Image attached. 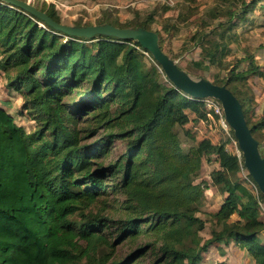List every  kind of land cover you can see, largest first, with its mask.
<instances>
[{
    "label": "trees",
    "instance_id": "trees-1",
    "mask_svg": "<svg viewBox=\"0 0 264 264\" xmlns=\"http://www.w3.org/2000/svg\"><path fill=\"white\" fill-rule=\"evenodd\" d=\"M250 6L242 2L239 10L231 11L232 17L245 20ZM41 11L58 22L53 7ZM98 23L147 29L146 22L121 24L107 17ZM85 25L78 21L73 27ZM59 33L65 38L60 39ZM204 43L200 33L201 56L215 63L226 46L219 41ZM139 49L147 51L159 69ZM0 52V69L9 77L7 87L20 94L38 124L34 131L27 130L8 110L10 103L0 102V264H132L156 242L160 254L153 264H201L202 254L211 246L230 240L246 249L256 264H264V219L258 208L264 188L226 111L225 121L234 130L248 168L241 180L222 174L226 167L237 168L224 142L203 139L183 149L175 129L189 120L185 108L203 105L199 99L210 95L197 96L171 80L148 39L70 35L0 0ZM162 55L172 71L198 86L226 89L193 78ZM248 73L264 76L252 60L245 70L231 74L243 79ZM162 74L170 84L161 81ZM226 90L241 107L247 135L263 128L264 115L248 123L249 97ZM70 103L75 106L71 111ZM77 108L85 111L74 112ZM118 139L124 140V149L107 161ZM253 139L264 168V151ZM213 153L221 169L212 170L210 179L224 196L213 213L220 227L202 239L199 231L205 220L197 212L206 201L208 185L196 178L203 158L209 160ZM246 178L258 183L257 195ZM109 194L123 196L124 216L114 218L103 212L104 207L93 210ZM233 214L237 218L230 220ZM149 233L153 240L123 258L115 256L119 243Z\"/></svg>",
    "mask_w": 264,
    "mask_h": 264
},
{
    "label": "rangeland",
    "instance_id": "rangeland-1",
    "mask_svg": "<svg viewBox=\"0 0 264 264\" xmlns=\"http://www.w3.org/2000/svg\"><path fill=\"white\" fill-rule=\"evenodd\" d=\"M23 1L43 11H48L53 7L58 16V22L71 27L78 21L86 24L85 26H96L101 17H107L111 22L121 24L146 22L147 30L157 33L161 52L175 66L195 79L200 78L211 84L219 83L226 89L233 90L238 96L249 97L246 106L249 125L260 121L264 115V82L252 73H248L243 79L233 78L231 74L233 70L235 72L245 70L250 60L254 61L259 68L260 65H264V0ZM242 2H247L252 6L245 13L246 19L238 21L237 18L232 17L231 11L239 10ZM231 23L235 24L226 28ZM39 24L42 25V23ZM200 33L204 34L205 45L211 41H219L221 45L226 46L225 50L217 55L215 63L211 64L207 59L202 58L198 44ZM58 36L60 39L65 38L61 33ZM139 51L159 69L147 51L142 49ZM2 58L3 53L0 52V61ZM194 60H201V62L194 64ZM36 72L38 71L36 70ZM12 74L10 71V75ZM8 78L0 69V102L8 101L10 103L8 110L15 115L16 121L24 125L27 130L34 131L35 128H38V124L33 118V112L30 108H24V101L18 92L7 87ZM160 79L170 84L169 79L163 74ZM69 98L64 97L63 100L67 101ZM199 100L203 105L185 108L189 120L185 125L177 126L175 129L183 149L186 151L190 146L196 145L203 139H208L213 144L224 142L225 150L234 155V164L237 168L234 171L226 167L222 174L231 180H241L242 177L248 175V168L239 152L237 140L234 139V130L225 121L224 111L229 105L210 96L202 97ZM76 101L80 106L78 98ZM210 101L218 106V112L214 107L208 105ZM69 107L70 111L75 109V106L71 107V103ZM81 111L77 108V111L74 112L81 113ZM85 115L82 114V116ZM222 120L226 126L223 125ZM78 125L80 127L83 123ZM251 136L257 139V149L261 148L264 151V128L257 130ZM123 149L124 140L118 139L113 146L111 155L106 160H114ZM218 160L215 153L209 156V160H205L204 157L196 178V181H206L208 185L205 190L206 201L197 212V215L205 220V228L199 231L202 239L210 237L211 230L220 227L213 213L218 209L224 195L221 194L222 190L218 189L210 179L212 170L221 169ZM245 180L250 191L257 195L258 183L256 182V185L248 178ZM123 199L122 195L109 194L106 198L96 202L92 208L95 210L98 207H104V213H110L114 218L122 217L124 216ZM258 208L260 217L264 219V199L258 200ZM236 218L237 215L233 214L230 220ZM154 238L155 236L149 233L142 234L137 240H125L117 245L115 256L123 258L135 247ZM154 246V249L148 250L142 258L132 264H153L160 254L158 250L160 243L156 242ZM206 253L202 254L203 258Z\"/></svg>",
    "mask_w": 264,
    "mask_h": 264
},
{
    "label": "water",
    "instance_id": "water-1",
    "mask_svg": "<svg viewBox=\"0 0 264 264\" xmlns=\"http://www.w3.org/2000/svg\"><path fill=\"white\" fill-rule=\"evenodd\" d=\"M8 3L15 4L20 8H23L39 18L46 21L53 28L63 31L70 35H78L83 37H93L97 34H112L120 38H142L148 39L150 41V50L154 55L157 62L161 65L166 75H168L171 80L181 85L183 88L189 90L192 94L197 96H216L220 98L223 102H226L229 106L225 109L229 123L233 126L236 132V137L240 147L245 151L249 164L251 165L254 173L257 176L259 185L264 188V168L258 157V154L254 148L253 137L249 134L247 135L245 130V123L243 114L241 112V107L236 100V98L226 89H221L217 86L200 87L198 84L190 81L189 79L181 76L180 74L172 71L167 62L162 55L159 44L158 36L155 32L149 30H129L116 27L114 25H99V26H85V27H71L61 24L49 16H47L41 10L31 6L29 3L23 0H4Z\"/></svg>",
    "mask_w": 264,
    "mask_h": 264
},
{
    "label": "crops",
    "instance_id": "crops-1",
    "mask_svg": "<svg viewBox=\"0 0 264 264\" xmlns=\"http://www.w3.org/2000/svg\"><path fill=\"white\" fill-rule=\"evenodd\" d=\"M260 69L264 73V65H260ZM257 78L264 82V76H257ZM261 237L264 243V233L261 234ZM211 247L212 249H209L207 253L205 252V258L201 264H256L246 249H241L232 240Z\"/></svg>",
    "mask_w": 264,
    "mask_h": 264
},
{
    "label": "built area",
    "instance_id": "built-area-1",
    "mask_svg": "<svg viewBox=\"0 0 264 264\" xmlns=\"http://www.w3.org/2000/svg\"><path fill=\"white\" fill-rule=\"evenodd\" d=\"M208 105L214 107L217 112L219 111L218 106L216 104H214L212 101L208 102ZM222 123L224 126H226V123L223 120H222Z\"/></svg>",
    "mask_w": 264,
    "mask_h": 264
}]
</instances>
